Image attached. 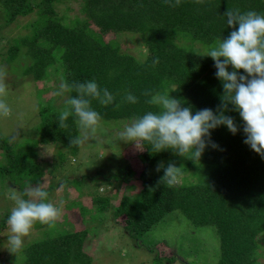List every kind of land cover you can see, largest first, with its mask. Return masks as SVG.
Masks as SVG:
<instances>
[{"label": "trees", "instance_id": "obj_1", "mask_svg": "<svg viewBox=\"0 0 264 264\" xmlns=\"http://www.w3.org/2000/svg\"><path fill=\"white\" fill-rule=\"evenodd\" d=\"M70 1L74 0H0L7 24L37 14L30 25L32 32L13 40L3 61L14 66L19 76L33 75L36 81L51 77L69 83L95 79L101 88L116 95L117 103L130 91L139 98L135 105L105 107L92 101L101 120L125 119L127 123L157 110L146 103V90L173 91L171 95L186 102L185 106L215 110L221 104L223 88L215 76L213 59L201 55L232 31L222 15L229 8L264 13V0H180L179 5L175 0H80L75 17L59 16L57 5ZM122 33L140 37L146 49L143 59L124 50L117 39ZM110 34L113 36L107 38ZM39 104V139L35 145L54 143L60 156L57 165L63 167L65 152L78 155L80 151L81 145H71V137L80 132L71 117L67 127H59L57 118L64 103L58 105L51 97ZM228 114L241 131L233 135L226 127L214 130L211 139L219 147L206 148L200 162L178 157L170 150L155 154L149 145L142 144L139 176L135 177L131 165L125 166L127 181L137 180L140 189L132 195L123 194L113 207L129 236L146 234L167 214L181 211L194 227L214 228L219 249L212 264H262L264 158L244 143L238 113ZM2 150L1 181L9 177L21 189L40 183L42 172L35 148L36 152L13 149L7 138L0 136ZM160 162L179 166L178 184L169 187L160 183L163 172L156 171ZM123 178L115 174L107 183ZM55 187L51 184L47 191ZM97 197L91 201L98 205V212L111 209V197ZM86 237V232L68 228L53 235L46 231L25 244L21 258L12 264H91V256L84 251ZM0 264L5 263L0 260Z\"/></svg>", "mask_w": 264, "mask_h": 264}, {"label": "rangeland", "instance_id": "obj_2", "mask_svg": "<svg viewBox=\"0 0 264 264\" xmlns=\"http://www.w3.org/2000/svg\"><path fill=\"white\" fill-rule=\"evenodd\" d=\"M79 8L80 0H74L58 4L56 10L59 16L73 18ZM80 16L84 15L81 13ZM36 18V13L30 14L7 24L0 9V88H3L0 100L11 109L8 117H0V136L7 138L13 149L37 151L36 161L42 172L40 183H45L46 189L51 184L56 186L51 189L49 199L61 210L52 226L47 225V228L36 223L25 238V244L42 237L46 231L53 235L64 233L68 228L87 233L83 245L84 251L92 258L91 264H212L219 249L214 228L194 227L181 211L167 214L146 234L132 237L124 231L121 218L115 217L113 207L119 203L120 197L135 194L140 189L137 180L127 181L125 166L131 165L136 178L143 168L138 158L143 149L119 141L120 132L128 124L125 119L101 120L95 134L81 145L78 155L69 151L64 153V166L60 168L57 165L60 156L54 143L35 145L39 139L40 101L55 97L58 105L64 103L54 90L45 92L49 87L57 88L60 80L51 77L36 81L33 75L21 77L16 74L18 70L8 66L3 59L7 58L5 55L13 40L32 32L30 25ZM112 36L110 34L107 38ZM117 39L125 51L141 59L145 57L146 49L138 35L122 33ZM42 145L49 149L48 155H42L45 152ZM1 154H4L3 150L0 151V162L3 159ZM115 174L124 178L107 183V179ZM28 187L21 189L9 177L0 180V260L5 264H12L21 257L20 252L14 254L7 248L10 227L7 221L3 227L2 222L14 207L12 196H22ZM99 195L111 197V209L97 211L98 205L91 200ZM261 242L264 246V235ZM260 261L264 264V255Z\"/></svg>", "mask_w": 264, "mask_h": 264}, {"label": "clouds", "instance_id": "obj_3", "mask_svg": "<svg viewBox=\"0 0 264 264\" xmlns=\"http://www.w3.org/2000/svg\"><path fill=\"white\" fill-rule=\"evenodd\" d=\"M165 2L171 3V0ZM179 3L180 0H175L176 5ZM222 15L226 27L232 31L201 55L214 61L215 76L223 88L221 104L215 110H194L192 105L185 106L186 102L173 97V91L146 90L143 93L148 98L146 103L157 110L133 117L120 132L119 141L135 144L140 149L144 148L142 144H147L152 153L170 150L178 157L200 162L206 148L219 147L211 139L214 130L226 127L233 135L241 131L235 118L228 114L234 111L243 122L244 143L264 158V13L229 8ZM2 93L3 88H0ZM55 95L65 105L58 114L59 127H67L66 122L71 117L80 132L71 137L72 146L84 144L100 124L101 115L92 107L93 100L105 107L115 105L117 108L120 103L135 105L139 102V98L129 91L117 103L116 95L106 87L101 88L95 79L71 83L62 79ZM10 114L9 105L0 100V117ZM41 147L45 149L42 155H48L49 149L45 145ZM156 171L163 172L160 183L169 187L179 183L180 170L174 162H160ZM12 200L14 207L7 217L11 233L7 237V248L18 254L24 249L25 238L34 225L52 226L61 210L49 199L45 183L29 186L22 196L13 195Z\"/></svg>", "mask_w": 264, "mask_h": 264}]
</instances>
